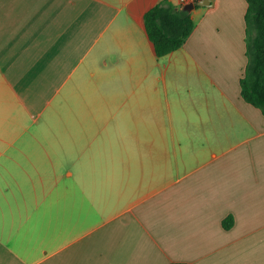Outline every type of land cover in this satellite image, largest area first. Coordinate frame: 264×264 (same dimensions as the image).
I'll return each instance as SVG.
<instances>
[{
    "label": "crops",
    "instance_id": "0c3cea01",
    "mask_svg": "<svg viewBox=\"0 0 264 264\" xmlns=\"http://www.w3.org/2000/svg\"><path fill=\"white\" fill-rule=\"evenodd\" d=\"M161 1L182 0H0V264H264L247 4L194 8L158 58ZM63 131L71 149H25Z\"/></svg>",
    "mask_w": 264,
    "mask_h": 264
},
{
    "label": "trees",
    "instance_id": "16d2710c",
    "mask_svg": "<svg viewBox=\"0 0 264 264\" xmlns=\"http://www.w3.org/2000/svg\"><path fill=\"white\" fill-rule=\"evenodd\" d=\"M245 2L244 43L247 63L239 80L240 97L264 115V0ZM182 6L175 7L167 1H161L143 16L148 39L158 58L180 49L194 30L190 14L180 11ZM232 224L231 217L222 221L225 230Z\"/></svg>",
    "mask_w": 264,
    "mask_h": 264
},
{
    "label": "rangeland",
    "instance_id": "374dc122",
    "mask_svg": "<svg viewBox=\"0 0 264 264\" xmlns=\"http://www.w3.org/2000/svg\"><path fill=\"white\" fill-rule=\"evenodd\" d=\"M71 110V109H70ZM69 126H71V122H69ZM59 130V129H57ZM64 133V134H62ZM60 133L61 135V140H62V146H58L56 141H53L49 138L44 141L42 146L40 147L39 144L37 145L36 143L32 142L29 140V144L25 149H71V131L69 133L62 132ZM114 147V146H112ZM120 148L123 149H131V139L130 138H124L123 143L119 146ZM115 148V147H114ZM68 204V203H67Z\"/></svg>",
    "mask_w": 264,
    "mask_h": 264
},
{
    "label": "water",
    "instance_id": "95a60500",
    "mask_svg": "<svg viewBox=\"0 0 264 264\" xmlns=\"http://www.w3.org/2000/svg\"><path fill=\"white\" fill-rule=\"evenodd\" d=\"M213 2H214V0H200V1L196 2V3H191L190 2V3H187V4L183 5L180 11L183 14H187L188 15V14L191 13V11L194 8H196V7H210V6H212Z\"/></svg>",
    "mask_w": 264,
    "mask_h": 264
},
{
    "label": "built area",
    "instance_id": "2783aa9c",
    "mask_svg": "<svg viewBox=\"0 0 264 264\" xmlns=\"http://www.w3.org/2000/svg\"><path fill=\"white\" fill-rule=\"evenodd\" d=\"M198 1H200V0H182L181 1V5H185V4H187V3H196V2H198Z\"/></svg>",
    "mask_w": 264,
    "mask_h": 264
}]
</instances>
